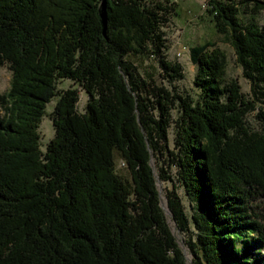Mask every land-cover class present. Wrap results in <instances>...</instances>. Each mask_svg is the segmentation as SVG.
<instances>
[{
    "label": "trees",
    "instance_id": "16d2710c",
    "mask_svg": "<svg viewBox=\"0 0 264 264\" xmlns=\"http://www.w3.org/2000/svg\"><path fill=\"white\" fill-rule=\"evenodd\" d=\"M175 6L0 0V65L11 71L0 93V264H264V25L253 18L264 0L204 6L250 97L226 80V55L210 42L189 49L196 91L172 85L183 77L166 58ZM135 55L154 58L170 86L144 77ZM62 79L76 87L58 89ZM53 98L42 150L38 126ZM256 109L259 129L246 121ZM173 178L189 215L173 186L159 188Z\"/></svg>",
    "mask_w": 264,
    "mask_h": 264
},
{
    "label": "rangeland",
    "instance_id": "374dc122",
    "mask_svg": "<svg viewBox=\"0 0 264 264\" xmlns=\"http://www.w3.org/2000/svg\"><path fill=\"white\" fill-rule=\"evenodd\" d=\"M170 1L176 4V13L171 16L169 22L164 27L168 45V48L166 50V58L171 62L180 63L183 72V77L181 79L174 80L172 82V85L177 90L183 93L193 94L196 91V88L193 84V80L196 73V66L190 60L189 49L195 44L210 42L214 43L215 46L218 47L226 55V80L236 79L241 87V91L244 94H247L248 97H250L249 82L242 75L241 67L235 60V53L230 43V40L227 36L219 34L215 31V28L210 22V18L207 15L203 6L205 0ZM253 18L258 25H264V11L256 12L253 15ZM129 59L134 62L135 65L138 66L139 72L144 77L153 76L158 82L170 86L168 82H166L160 77V69L154 58L135 55L129 56ZM10 77L11 71L8 65H0V93L5 92L9 88ZM68 87H76V85L69 79H62L57 82L58 89L63 90ZM86 100V93L81 88H78V102L76 104V108L79 112H82L84 110ZM54 103L55 98H53L49 103H47L45 108V115L42 117L38 126L42 150H44L46 143L53 134L50 113L52 111ZM256 113L257 109L249 112L246 116V121L251 125V127L259 129L261 125L260 121L256 116ZM163 167L166 168L170 175H174V169L166 167V160L163 163ZM116 171L122 177L126 178L127 180H130V174L126 168V165L120 158L116 159ZM172 186L180 196L181 202L185 208V212L189 215V200L185 196L183 189L178 185L174 178L173 181H165L164 183H159V188L161 191L163 190V187L170 189L172 188ZM164 201L166 203V199L163 196L162 202ZM261 205L264 206V197L262 198ZM167 213L169 214V212ZM170 224L179 244L184 250L186 257L188 258V260H190L191 254L189 253L188 248L183 242L185 235L179 233L173 222L170 221Z\"/></svg>",
    "mask_w": 264,
    "mask_h": 264
},
{
    "label": "bare ground",
    "instance_id": "6f19581e",
    "mask_svg": "<svg viewBox=\"0 0 264 264\" xmlns=\"http://www.w3.org/2000/svg\"><path fill=\"white\" fill-rule=\"evenodd\" d=\"M164 206L167 208L165 201L163 202Z\"/></svg>",
    "mask_w": 264,
    "mask_h": 264
},
{
    "label": "built area",
    "instance_id": "2783aa9c",
    "mask_svg": "<svg viewBox=\"0 0 264 264\" xmlns=\"http://www.w3.org/2000/svg\"><path fill=\"white\" fill-rule=\"evenodd\" d=\"M203 6H205V2H204V4H203Z\"/></svg>",
    "mask_w": 264,
    "mask_h": 264
},
{
    "label": "water",
    "instance_id": "95a60500",
    "mask_svg": "<svg viewBox=\"0 0 264 264\" xmlns=\"http://www.w3.org/2000/svg\"><path fill=\"white\" fill-rule=\"evenodd\" d=\"M166 210V209H165ZM166 212H168L167 210H166Z\"/></svg>",
    "mask_w": 264,
    "mask_h": 264
}]
</instances>
